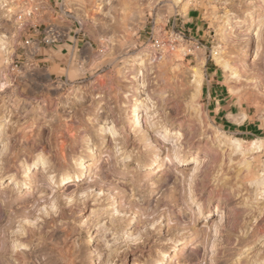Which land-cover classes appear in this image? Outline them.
I'll list each match as a JSON object with an SVG mask.
<instances>
[{
  "label": "rangeland",
  "instance_id": "1",
  "mask_svg": "<svg viewBox=\"0 0 264 264\" xmlns=\"http://www.w3.org/2000/svg\"><path fill=\"white\" fill-rule=\"evenodd\" d=\"M39 2L0 0V264H264V0Z\"/></svg>",
  "mask_w": 264,
  "mask_h": 264
},
{
  "label": "crops",
  "instance_id": "2",
  "mask_svg": "<svg viewBox=\"0 0 264 264\" xmlns=\"http://www.w3.org/2000/svg\"><path fill=\"white\" fill-rule=\"evenodd\" d=\"M55 4H56V0H40L38 4V8L35 9L36 11L33 14V23L35 24L33 27L34 32L38 31L37 27L45 26L54 19L55 8L53 5ZM86 51H87L86 49L83 50L84 56H87L85 55Z\"/></svg>",
  "mask_w": 264,
  "mask_h": 264
},
{
  "label": "built area",
  "instance_id": "3",
  "mask_svg": "<svg viewBox=\"0 0 264 264\" xmlns=\"http://www.w3.org/2000/svg\"><path fill=\"white\" fill-rule=\"evenodd\" d=\"M60 33L56 30L53 29H48L44 36L42 37V41L45 44H53L56 41H58L59 37H60ZM152 46L155 48L156 51L158 52H162L165 46V43L158 37H154L152 39ZM25 45H30V40H25Z\"/></svg>",
  "mask_w": 264,
  "mask_h": 264
},
{
  "label": "bare ground",
  "instance_id": "4",
  "mask_svg": "<svg viewBox=\"0 0 264 264\" xmlns=\"http://www.w3.org/2000/svg\"><path fill=\"white\" fill-rule=\"evenodd\" d=\"M128 1H129V0H128ZM128 1L123 0V4H126ZM26 11H28V10H26ZM11 55H12V52L9 51V52H8V56L5 57V65L8 64V61H9ZM249 55H250V53H249V51H247V52H246V59L249 58ZM138 108H139V106H137L136 101H134V102L132 103L131 107H130V111L133 112L132 117H133V116L135 117V116L138 114V113H136V112H138V111H137ZM137 116H138V115H137ZM137 116H136V117H137ZM132 117H131V118H132ZM133 121H134V120H133ZM130 123H131V122H130ZM258 143H259V141H253V142H252V146L255 147V149H256V148L258 147V145H259ZM27 174H28V173H27ZM0 198H1V197H0ZM8 262H9V259H6L4 264H8ZM24 264H27V263L24 262Z\"/></svg>",
  "mask_w": 264,
  "mask_h": 264
}]
</instances>
